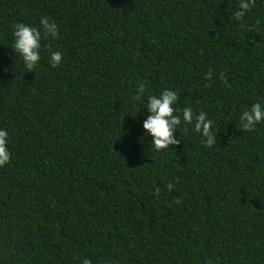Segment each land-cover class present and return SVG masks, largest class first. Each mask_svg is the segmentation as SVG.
<instances>
[{"label": "trees", "instance_id": "1", "mask_svg": "<svg viewBox=\"0 0 264 264\" xmlns=\"http://www.w3.org/2000/svg\"><path fill=\"white\" fill-rule=\"evenodd\" d=\"M238 5L0 0V264H264V121L239 122L264 100V0L241 20ZM42 16L59 38L28 70L13 26ZM140 83L206 112L216 144L182 122L152 149Z\"/></svg>", "mask_w": 264, "mask_h": 264}, {"label": "clouds", "instance_id": "2", "mask_svg": "<svg viewBox=\"0 0 264 264\" xmlns=\"http://www.w3.org/2000/svg\"><path fill=\"white\" fill-rule=\"evenodd\" d=\"M252 3L253 0H239L238 9L233 13L235 19L241 20ZM39 25L33 27L21 22L13 26L14 52L19 56L22 66L28 70L35 69L41 59L43 37H51L53 40L59 38V28L55 21L42 16ZM62 60L61 51H50L49 64L52 68L58 67ZM135 99L145 103L143 108L147 110L148 115L141 125L144 130L143 136L151 137L150 147L156 152L180 143V138L176 137L175 133L179 131L182 122L185 126L191 125L192 131L203 137L206 146L211 147L216 144L217 131H213V121L207 118V113L204 111L194 113L191 106L178 109L180 96L177 90L165 88L158 94H147L145 84L140 83L136 88ZM262 121H264V100H257L239 115L242 130L252 131ZM8 145L9 133L6 129L0 128V167L10 162L11 153ZM166 187L172 190L173 184L168 183ZM156 193H159V189H156ZM85 264L89 262L86 260Z\"/></svg>", "mask_w": 264, "mask_h": 264}]
</instances>
